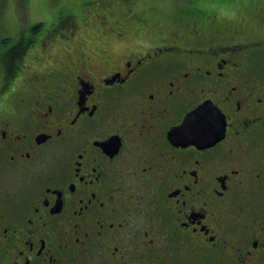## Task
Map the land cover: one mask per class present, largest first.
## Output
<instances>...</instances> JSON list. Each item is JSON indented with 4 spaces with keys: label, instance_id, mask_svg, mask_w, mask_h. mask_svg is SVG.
Wrapping results in <instances>:
<instances>
[{
    "label": "flooded vegetation",
    "instance_id": "flooded-vegetation-1",
    "mask_svg": "<svg viewBox=\"0 0 264 264\" xmlns=\"http://www.w3.org/2000/svg\"><path fill=\"white\" fill-rule=\"evenodd\" d=\"M113 11L96 41L133 42ZM30 34L0 97V264H264L263 43L193 31L42 62ZM187 118L219 139L183 137Z\"/></svg>",
    "mask_w": 264,
    "mask_h": 264
},
{
    "label": "rangeland",
    "instance_id": "rangeland-1",
    "mask_svg": "<svg viewBox=\"0 0 264 264\" xmlns=\"http://www.w3.org/2000/svg\"><path fill=\"white\" fill-rule=\"evenodd\" d=\"M105 1H111V5L104 4ZM94 2H97L100 8L96 5L92 7ZM191 9L195 13H199L196 9L197 11L204 9L207 12L210 10L217 15L208 17L203 22H193L191 14L187 15L192 12ZM110 10L112 13L113 10H117L118 14L114 13L116 17L118 15L121 18L128 19L130 16L136 18L132 24L133 38L130 39H133V42L113 39L106 43L96 41L100 31H97L98 21L94 19L92 13L101 14L104 17L103 13H109ZM71 12L74 14L70 17ZM184 17H188L191 21L189 25L185 23L189 20H184ZM64 20H66L64 25L66 28L62 26ZM144 22L145 25L142 27L141 24ZM39 23L45 24L47 29L45 28L44 32L47 31L48 34L45 37L42 35L38 41H33L31 44L35 46L41 44L37 50L40 52L38 59L43 60L42 62L45 59L59 60L63 54L68 55L67 60H72L75 56L82 57V55L96 59L98 55L104 54L122 59L129 50H135V48L141 50L146 46L151 48L166 39L178 37V40L185 41L193 31L212 41L230 39L236 41L242 38L264 44V0H0V97L11 86L13 67L23 68L26 56H33L30 51L36 50L32 48L26 51L27 54L23 59L14 58L10 67L6 68L2 57L8 51L11 53L9 49H12L15 41L12 38L18 39L21 33L30 32ZM70 24H74L78 29V32L73 31L76 34L79 33V29H86L88 32L84 34L90 33L92 37L90 43L81 41L76 35L73 36L71 29L74 30V28H71ZM142 36H145V40L141 43L137 39ZM4 39H11L12 42L2 47ZM131 43L136 44L135 48L130 47ZM254 44L258 46L257 43ZM66 50L69 54L65 52ZM9 54L5 55L6 59ZM255 59L254 66L258 67V71L263 74L264 46L259 47L255 53ZM31 62L38 61L32 58ZM32 66L37 67L35 64ZM101 66L104 67V65ZM94 67L98 70L100 65ZM15 195L16 193L13 196L14 199ZM16 201L19 200L16 199Z\"/></svg>",
    "mask_w": 264,
    "mask_h": 264
},
{
    "label": "trees",
    "instance_id": "trees-1",
    "mask_svg": "<svg viewBox=\"0 0 264 264\" xmlns=\"http://www.w3.org/2000/svg\"><path fill=\"white\" fill-rule=\"evenodd\" d=\"M104 4H107V5H111V1H105V2H103ZM93 6L92 7H95V5H96V7H98V8H100V5L97 3V2H94L93 4H92ZM194 5V4H193ZM191 11H192V9H191ZM115 12H116V14H118V12H117V10H115ZM196 12H199V13H195L194 11H192L191 13H187V15L188 14H191L190 15V17H192L191 18V20L193 21V22H203L206 18H208V17H211V16H216L217 14L215 13V12H213V11H210L209 10V12H207L206 10H204V9H201V11H197V9H196ZM193 13V14H192ZM74 13H70L69 15H70V17L73 15ZM184 20H186V19H188V17H184L183 18ZM182 19V20H183ZM189 20V19H188ZM66 20H64L63 22H65ZM186 23V25H189L190 23H191V21L189 20L188 22H185ZM45 24H41V23H39V24H36L32 29H31V34H30V36L32 37V38H34V39H36L37 41L40 39V37L43 35L44 37L48 34L47 33V31H45L44 32V29L46 28L45 26H44ZM47 29V28H46ZM10 44V41L9 40H6V39H4V41H3V43H2V47H5V46H7V45H9ZM10 51H11V53L8 51L7 53H5L4 54V56L2 57V60H3V62H4V65H5V67L6 68H8V67H10V65H11V63H13V60H14V58H15V56H14V52L12 51L13 50V47H12V49H9ZM10 53V54H9ZM6 54H9V57H8V59H6V57H5V55ZM12 59V60H11Z\"/></svg>",
    "mask_w": 264,
    "mask_h": 264
},
{
    "label": "water",
    "instance_id": "water-1",
    "mask_svg": "<svg viewBox=\"0 0 264 264\" xmlns=\"http://www.w3.org/2000/svg\"><path fill=\"white\" fill-rule=\"evenodd\" d=\"M204 109L205 108L203 107V108L199 109L197 112H194V114L200 113ZM194 114H191V115L194 116ZM190 123H191L190 118H187L185 123H184V125L181 126V135L183 137H187V138L198 137L196 135H199V133L195 132L196 130L201 132V133H204V134H206V136L204 138H201V141H205L208 144H201L203 146L213 145V144H209V143L214 142L215 141L214 139H219L217 137L216 138L214 137V136H216V135H214L215 134V130H208V128H207V130H204V131H203V128H202V130H199V128L193 127L192 124L190 126ZM224 131H225V126L222 127V130H221L222 134L221 135L224 134ZM175 134H176L175 132L172 133V135H175ZM185 145H187V144H185Z\"/></svg>",
    "mask_w": 264,
    "mask_h": 264
}]
</instances>
